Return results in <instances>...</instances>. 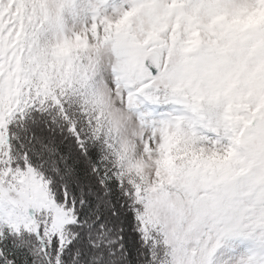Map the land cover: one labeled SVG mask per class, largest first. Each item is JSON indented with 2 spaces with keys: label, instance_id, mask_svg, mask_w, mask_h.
Segmentation results:
<instances>
[{
  "label": "snow or ice",
  "instance_id": "6c2138e0",
  "mask_svg": "<svg viewBox=\"0 0 264 264\" xmlns=\"http://www.w3.org/2000/svg\"><path fill=\"white\" fill-rule=\"evenodd\" d=\"M262 9L0 0V264H264Z\"/></svg>",
  "mask_w": 264,
  "mask_h": 264
},
{
  "label": "clouds",
  "instance_id": "9594fccd",
  "mask_svg": "<svg viewBox=\"0 0 264 264\" xmlns=\"http://www.w3.org/2000/svg\"><path fill=\"white\" fill-rule=\"evenodd\" d=\"M251 19L253 22H259V21L264 20V9L255 13Z\"/></svg>",
  "mask_w": 264,
  "mask_h": 264
},
{
  "label": "trees",
  "instance_id": "16d2710c",
  "mask_svg": "<svg viewBox=\"0 0 264 264\" xmlns=\"http://www.w3.org/2000/svg\"><path fill=\"white\" fill-rule=\"evenodd\" d=\"M33 131H36L38 135H47V130L42 126L39 128H34Z\"/></svg>",
  "mask_w": 264,
  "mask_h": 264
},
{
  "label": "rangeland",
  "instance_id": "374dc122",
  "mask_svg": "<svg viewBox=\"0 0 264 264\" xmlns=\"http://www.w3.org/2000/svg\"><path fill=\"white\" fill-rule=\"evenodd\" d=\"M47 130V129H46Z\"/></svg>",
  "mask_w": 264,
  "mask_h": 264
}]
</instances>
